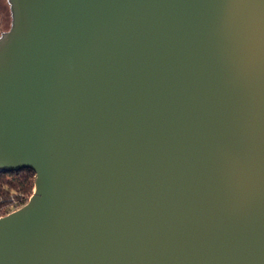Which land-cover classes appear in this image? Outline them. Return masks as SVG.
<instances>
[{"label":"water","instance_id":"water-1","mask_svg":"<svg viewBox=\"0 0 264 264\" xmlns=\"http://www.w3.org/2000/svg\"><path fill=\"white\" fill-rule=\"evenodd\" d=\"M0 264H264V0H7Z\"/></svg>","mask_w":264,"mask_h":264},{"label":"trees","instance_id":"trees-1","mask_svg":"<svg viewBox=\"0 0 264 264\" xmlns=\"http://www.w3.org/2000/svg\"><path fill=\"white\" fill-rule=\"evenodd\" d=\"M36 174L31 169L0 172V217L26 204L35 187Z\"/></svg>","mask_w":264,"mask_h":264},{"label":"rangeland","instance_id":"rangeland-1","mask_svg":"<svg viewBox=\"0 0 264 264\" xmlns=\"http://www.w3.org/2000/svg\"><path fill=\"white\" fill-rule=\"evenodd\" d=\"M11 25L10 10L7 0H0V34L7 31Z\"/></svg>","mask_w":264,"mask_h":264}]
</instances>
